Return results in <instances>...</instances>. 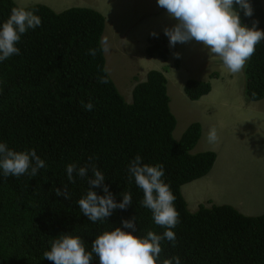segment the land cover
Here are the masks:
<instances>
[{
  "label": "trees",
  "instance_id": "trees-1",
  "mask_svg": "<svg viewBox=\"0 0 264 264\" xmlns=\"http://www.w3.org/2000/svg\"><path fill=\"white\" fill-rule=\"evenodd\" d=\"M250 2L251 17L236 6L241 22L252 27L258 21L256 27L264 30L263 1ZM13 7L33 11L42 23L21 36L16 45L19 55L0 62V143L15 151L35 149L45 167L35 177L5 178L0 170V264H54L43 253L61 235L80 237L90 252L98 235L123 227V221L133 216L135 230L125 231L141 238L149 230L162 235L166 229L155 224L150 209L141 206L138 196L143 190L134 177L129 178L127 169L137 154L142 163L163 165L162 180L176 197L180 223L173 229L175 246L167 239L161 241L166 258L179 256L181 264H264V215H245L230 204H200L194 212L188 209L181 185L207 175L217 153L214 149L193 152L203 135L200 122L191 123L180 139L174 136L177 119L163 71L149 70L128 102L104 71L106 56L98 43L106 31L104 13L85 6L58 12L42 3L23 6L16 0H0V26ZM155 39L147 55L166 58L170 53L167 37ZM93 48L98 49L95 57L89 55ZM100 76L108 82H98ZM245 76L247 100L263 99L264 41L247 61ZM211 88L210 81L191 78L184 92L199 100ZM81 101L92 102L93 109L85 110ZM70 163L78 167L95 164L117 203L124 192L131 194L132 204L113 210L107 219L91 222L77 201L90 190L88 180L93 174L89 170L86 177L76 176L71 183L66 172ZM64 184L71 199L55 192L63 190ZM94 190L107 195L103 185ZM90 264H100L99 257L93 254Z\"/></svg>",
  "mask_w": 264,
  "mask_h": 264
},
{
  "label": "clouds",
  "instance_id": "clouds-1",
  "mask_svg": "<svg viewBox=\"0 0 264 264\" xmlns=\"http://www.w3.org/2000/svg\"><path fill=\"white\" fill-rule=\"evenodd\" d=\"M157 3L159 7L166 10L169 17L176 21L173 26L166 27L164 33H162L169 41L170 53L177 43L184 44L194 40L197 43H202L210 56L219 57L231 74H237L243 69L245 71L246 63L255 53L256 46L261 41H264V30L256 27V24L259 23L258 21H255L252 27L241 22L239 10H243L244 15L247 17L253 15L254 9L250 0H157ZM236 6H238L239 10ZM41 23V18L33 11L26 10L23 7H13L9 18L0 26V62L13 55H19L20 49L16 45L21 40V36L29 29H36L41 26ZM160 35L159 33H153V35L148 36L147 40L156 44L157 40L155 37ZM159 42L166 41L160 39ZM98 43L99 50L106 54L109 51L107 38L103 35ZM126 46L127 44L123 45V51L132 58L135 48L132 49L130 46L126 48ZM97 50L96 48L89 49V55L95 57ZM129 50H131V53H129ZM175 55L178 58L180 54L176 53ZM141 56L157 60L159 58L149 57L147 53H142ZM214 58L218 60V58ZM175 62L178 64L174 63L176 66L181 64L180 59ZM149 70L152 69L150 68L146 71L145 78ZM104 71L107 72L108 70L104 69ZM163 73L165 74L164 71ZM219 77H221L220 71L213 70L209 72L208 79L191 78L207 81ZM166 78L168 80L167 76ZM98 82L107 83V77H98ZM212 89L213 85L211 91ZM81 104L88 111H91L94 107L92 102L85 104L81 101ZM261 132L264 133V131ZM206 139L210 145L216 144L215 148H213L217 153L214 167L207 175L181 185L183 199L187 202V207L192 212L196 211L200 204L210 205L218 203L212 197L207 198L206 201L199 202L200 204H196V200L194 201L191 198L188 203L183 191L184 185H191L192 189L198 190V182L206 178L210 173H214L213 169L218 160L223 162L226 158L232 157L236 160L246 161L245 157L236 152L232 153L230 149L223 147L222 142L219 141L218 131L215 126L209 127ZM260 153L257 161L263 165L264 147L260 150ZM92 159L93 157L90 156L89 160L91 161ZM43 167H45V161L37 155L35 149L30 152L15 151L9 149L5 143H0V170H2L5 178L9 176L20 177L24 174L35 177L38 174V170ZM234 169V172L230 174V178L225 176V169H223V178L220 176L217 181L218 183H223L224 186L223 196H221L223 203L221 205L230 204L245 215H264V187L261 185L264 175L262 177L257 176L260 169L256 174L247 168L239 166H234ZM89 170L93 174L92 178L88 180L90 190L77 203L80 211L91 222L95 223L107 219V217L111 216L113 210L117 208L126 209L132 204L131 194L124 192L122 193L123 200L117 203L108 186L103 184L105 180L104 174L95 164L83 167H78L72 163L68 164L66 172L69 182L75 183L76 176L80 178L86 177ZM127 171L129 178L134 177L135 184L143 190L144 196L142 197V193L138 196L141 206L150 209L155 224L165 228L166 231L162 235H158L156 232L149 230L143 238L134 235L133 232L125 231V228L135 230L136 216H133L131 220L125 219L123 221V227H116L112 231H106L98 235L92 243L90 252L86 251L80 237L61 235L59 239L50 241L51 249L43 253V258L53 261L54 264H90L93 254H95V256L99 257L100 264H173V260L175 264H181L179 256L169 259L162 254L161 241L167 239L175 246L176 234L173 229L180 223L179 212L174 206L176 197L169 186L162 180L164 176L163 165L152 166L142 163V157L137 154L130 162ZM250 174L256 176H250ZM102 185L107 195H98L94 190ZM55 192L58 196L63 195L65 198L71 199V193L68 191L66 184H64L63 190L56 188ZM247 200L250 201L252 206L257 208L252 209L251 205H246L244 202Z\"/></svg>",
  "mask_w": 264,
  "mask_h": 264
},
{
  "label": "rangeland",
  "instance_id": "rangeland-1",
  "mask_svg": "<svg viewBox=\"0 0 264 264\" xmlns=\"http://www.w3.org/2000/svg\"><path fill=\"white\" fill-rule=\"evenodd\" d=\"M16 2L23 6L42 3L55 11H62L84 2L86 7L104 13L108 25L104 37L107 38L109 45V51L105 54L106 68L127 101H132L133 90L137 82L145 78L148 69H160L168 77L170 106L177 119L174 131L176 139L181 138L192 122L198 121L202 124L203 135L193 149L194 153L215 148L216 144L210 145L206 139L209 127L215 126L223 147L246 158V161L232 157L226 158L223 162L218 160L213 169L214 173L198 182V190L192 189L191 185H184L183 191L188 203L191 198L198 204L210 197L215 198L217 201H214L218 204L223 203L221 196L224 186L223 183L217 182L219 177H222L223 169L227 178L234 172V166L247 168L255 174L262 167L257 176L264 175V164L257 161L261 154L260 150L264 147V133L261 132L264 131V98L247 101L244 96L246 82L244 69L240 73L231 74L219 57L210 56L203 44L194 40L184 44L177 43L166 58L160 57L157 60L141 56L142 53H146L147 47L154 43L147 40L148 36L153 33L162 35L166 27L176 23L165 9L158 6L157 0H16ZM124 44H127L126 48L129 46L135 48L132 58L123 51ZM176 53L180 54L178 58ZM177 59L181 60L179 66L175 65ZM213 70H219L221 77L207 80L213 85L212 91L199 100L190 99L184 92L186 80L191 77L208 79L209 72ZM261 185L264 187V176ZM244 203L251 205L249 200ZM251 208L257 207L251 205Z\"/></svg>",
  "mask_w": 264,
  "mask_h": 264
},
{
  "label": "crops",
  "instance_id": "crops-1",
  "mask_svg": "<svg viewBox=\"0 0 264 264\" xmlns=\"http://www.w3.org/2000/svg\"><path fill=\"white\" fill-rule=\"evenodd\" d=\"M263 1V6H264V0H262ZM78 5H76V6H82L81 4H83V5H85V6H87L86 5V3H84V2H79V3H77ZM80 4V5H79ZM72 7V6H71ZM108 26V25H107ZM110 27V26H109ZM110 28H112V29H114V27H110Z\"/></svg>",
  "mask_w": 264,
  "mask_h": 264
}]
</instances>
